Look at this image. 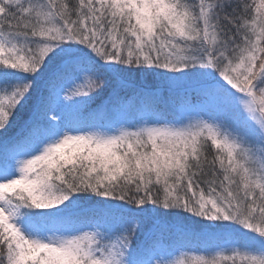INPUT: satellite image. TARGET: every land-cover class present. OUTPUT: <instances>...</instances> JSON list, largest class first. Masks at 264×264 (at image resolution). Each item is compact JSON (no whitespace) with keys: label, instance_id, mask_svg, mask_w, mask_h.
<instances>
[{"label":"snow or ice","instance_id":"1","mask_svg":"<svg viewBox=\"0 0 264 264\" xmlns=\"http://www.w3.org/2000/svg\"><path fill=\"white\" fill-rule=\"evenodd\" d=\"M0 264H264V0H0Z\"/></svg>","mask_w":264,"mask_h":264}]
</instances>
